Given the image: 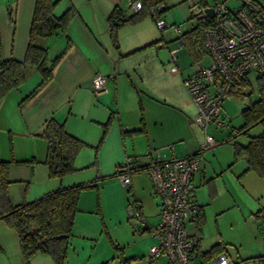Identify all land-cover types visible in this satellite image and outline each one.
Here are the masks:
<instances>
[{
    "label": "crops",
    "instance_id": "0c3cea01",
    "mask_svg": "<svg viewBox=\"0 0 264 264\" xmlns=\"http://www.w3.org/2000/svg\"><path fill=\"white\" fill-rule=\"evenodd\" d=\"M33 5L34 0H0L1 59H23ZM115 7L121 8L127 15L133 13L127 6V0H57L53 9L54 16L58 17L67 9L73 11L66 34L57 33L36 39L38 45L46 48L48 59L60 56L52 69L50 79L20 105L21 99L41 80L37 69L28 67L23 83L1 99L0 159L7 160L12 156L15 160H32L25 164L13 163L10 166L8 193L12 203L39 198L61 186L95 180L85 179L81 175L84 168L88 170L91 166H96L97 173L106 177L114 166L116 170L117 166L122 168L121 164L130 159L135 166H144L155 156L167 159L176 155L172 151L166 157L161 156L160 152L166 148L170 149L173 146L171 142L176 137L173 130L164 128L160 112H156L158 102L148 101L158 100L157 96L164 93L166 86L171 85L178 89L180 77L183 80L181 70L179 66L168 62L169 73L165 78L154 75V70L158 69L156 68L158 63L155 61L158 54L156 49L161 46V40L150 14H145L135 23L123 24L113 38L107 17ZM181 44L182 41L179 40V45ZM202 55L206 56V53ZM147 56H151L152 59L149 63L144 60ZM206 59L207 56L204 60ZM95 74L105 77L104 89L98 94H94L91 88V79ZM185 88V95L190 96ZM135 103L144 110L141 119H134V112L130 113L131 117L125 119L123 111L129 112ZM189 105L185 100L180 103V108L186 110L185 115L195 123L193 114L196 112ZM50 118L63 123L70 134L84 142L83 147L97 148L96 154L87 152L86 156H83L80 150L74 160L75 170L60 178L50 177L48 174L45 163L48 143L39 135L45 121ZM207 126L200 127L204 131L201 145L205 141ZM189 152L197 153L194 149H190ZM138 171L135 168L130 171L129 188L145 186L151 193L148 175L145 174L147 179L142 185V175H138ZM155 198L158 211L159 201L156 196ZM80 202L81 194L78 207ZM80 210L82 211L79 207L74 218L70 244L76 235L83 232V225L78 229V221L81 220ZM140 210L143 215L142 205ZM203 214L205 216L204 208ZM196 217L197 212L193 218ZM146 224L150 225L147 221ZM189 231L200 233L202 229L195 226ZM140 233L141 236L152 237L145 228L140 227ZM215 244H220L223 251L239 264H254V257L264 255V252L244 253L246 250H241L245 246L242 241L238 242L240 247L228 248V244H233L228 239L221 238L208 242L201 235L196 258L211 259L215 253L206 258L203 253ZM151 245L152 243H149V247ZM38 255L41 254H35L26 263L19 250L16 231L5 221L0 220V264H37L36 261L40 260L46 263V257Z\"/></svg>",
    "mask_w": 264,
    "mask_h": 264
},
{
    "label": "rangeland",
    "instance_id": "374dc122",
    "mask_svg": "<svg viewBox=\"0 0 264 264\" xmlns=\"http://www.w3.org/2000/svg\"><path fill=\"white\" fill-rule=\"evenodd\" d=\"M213 1L207 0L208 4H212ZM256 1L264 5V0ZM223 3L227 6L238 4L237 0H224ZM165 4L168 10L162 17L167 21L168 26L159 30L154 23L161 46L156 49L158 54L155 61L158 63L156 67L158 69L153 73L155 76L165 78L169 73L168 62H170L179 66L183 77L193 70L196 60L203 61L206 58L201 54L200 40L195 33L198 19L191 13L190 0H166ZM173 26H178V31ZM193 29L195 31L192 32ZM189 31L192 32L191 38L182 35ZM182 37L185 40L179 45ZM172 48H175L174 59ZM144 60L149 63L152 59L151 56H147ZM255 74V71L249 74L253 88L250 98L246 95L230 93L223 101L221 116L226 129L217 127L213 122L208 124L205 133L212 136L216 144L198 153L200 170L193 180L195 198L205 210L200 236L202 235L208 242L221 238L228 239L233 243L228 244V248H238L240 247L238 242L242 241L245 246L243 245L241 250L252 254L264 252V217L261 216L264 210V177L254 171L246 170L245 160H233V143L245 144L251 136L262 132V126L259 124L249 128L246 133L238 131L243 121L240 111L257 95ZM183 86L185 87L180 77L178 89L169 85L165 87L164 93L157 96L158 100L146 99L151 103L158 102L156 112H160L164 128L173 130V135L176 137L172 140L173 146L170 149L159 151L162 157L168 156L172 151L176 155L192 154L189 152L190 149L198 152L201 148L204 131L189 120L190 117L185 115L186 110L180 108V103L186 100L190 104L189 107L197 111L191 96L185 95ZM249 90L250 87H246L244 92L247 93ZM126 103L125 101L124 105ZM133 112L134 119L139 120L144 110L135 103L129 112L123 111V117L128 119ZM189 116L193 117L192 114ZM81 151L83 156H86L87 152H92L94 155L97 148L83 147ZM118 170H121V166H117V170L114 166L108 176L102 177L97 173L96 166H91L88 170L84 168L81 175L85 179L95 180H89L93 181L91 182L93 185L81 192L79 207L82 211L79 212L81 220L78 221V229L83 225V232L73 238L64 264H100L104 261L118 264L121 258L126 257L130 258L131 264H164V257L152 261L146 258L149 243L153 245L156 240L153 236L149 238L147 235L141 236L139 223L131 216L129 210L131 203L139 202L142 205L144 218L154 226L159 222L157 200L145 186L139 188L123 186L118 174L112 175ZM138 172V175H142L141 183L144 185L147 173L145 169H140ZM197 225V220L193 218L192 221H187L186 228L190 230ZM40 254L38 256L46 257L47 261L46 263L43 260L36 261L37 264H52L48 254ZM196 260L199 262L202 258ZM202 261L211 264L210 258Z\"/></svg>",
    "mask_w": 264,
    "mask_h": 264
},
{
    "label": "trees",
    "instance_id": "16d2710c",
    "mask_svg": "<svg viewBox=\"0 0 264 264\" xmlns=\"http://www.w3.org/2000/svg\"><path fill=\"white\" fill-rule=\"evenodd\" d=\"M142 8L127 15L121 8L115 7L107 17L109 30L113 38L116 31L125 23H135L145 14H149V9L159 3L162 4L158 13L164 16L168 7L166 0H140ZM200 6L207 5V0H196ZM214 2V1H213ZM57 0H34L33 11L29 26L28 42L23 59L0 58V101L6 93L17 88L26 78L27 68L34 67L40 74L39 84L28 92L20 101L22 105L29 99L44 82L50 79L52 69L59 60L57 55L52 59L47 58V50L36 43L39 37H47L53 34H66L67 27L71 21L73 11L67 9L58 17L54 16L53 9ZM262 7L264 5L260 4ZM198 19V26L195 31L200 40L201 54L205 53L202 44V28L207 20ZM192 32L182 33L191 38ZM185 40L183 37L180 39ZM250 72L234 79L228 94L234 93L239 96H249L253 92ZM256 98L249 101L240 113L242 125L240 130L244 133L255 125L262 126V132L253 135L248 142L241 144L233 143V160L243 159L246 162V170L254 171L264 177V72L255 74ZM250 87L249 92L244 89ZM238 133V132H237ZM47 140L48 148L45 163L48 167L50 177L60 178L75 170L74 160L81 148L83 141L70 134L63 123L57 122L54 118L45 121L39 133ZM204 150L201 145L200 151ZM32 160H15L12 156L7 160L0 159V220L13 228L19 240V250L26 263L37 253H45L50 256L52 264H64L67 258L68 248L73 236V223L76 213L79 211L78 201L83 189L92 186L91 182H81L69 186H61L53 191L45 193L39 198L22 202L12 203L8 193L9 169L13 163L25 164ZM148 164V163H147ZM144 166H135L132 159L123 164L121 171L128 166L129 174L132 169H145ZM120 170L114 172L117 175ZM195 186V185H194ZM129 188V187H128ZM198 204V203H197ZM203 207L198 204L197 217L198 229L203 220ZM200 234V233H199ZM201 237V236H200ZM198 242L195 247V252ZM223 248L220 244L213 245L203 256L209 257L219 252ZM264 259V255L256 256L253 260ZM130 258H121L118 264H131ZM100 264H112L111 261H104Z\"/></svg>",
    "mask_w": 264,
    "mask_h": 264
},
{
    "label": "built area",
    "instance_id": "2783aa9c",
    "mask_svg": "<svg viewBox=\"0 0 264 264\" xmlns=\"http://www.w3.org/2000/svg\"><path fill=\"white\" fill-rule=\"evenodd\" d=\"M223 1L214 0L212 4L200 6L196 0H190L192 15L208 22L201 31L207 59L197 60L193 70L183 76V83L196 105L195 124L205 128L213 122L225 130L221 105L228 98L234 79L246 72H264V7L256 0H237L235 6H227ZM127 6L137 11L142 8V3L127 0ZM161 7L159 3L149 9L159 30L168 26L158 13ZM175 29L178 31V26ZM104 86L105 77L95 74L91 79L92 92L98 94ZM215 144L216 141L206 134L203 148ZM125 167L118 173V179L128 188L130 175L128 166ZM145 170L151 181V193L159 201V222L147 226L137 201L130 204L129 210L140 227L156 240L149 247L146 258L152 261L164 256L166 264H208L196 260L199 232H190L186 228L187 221L193 219L198 210L193 180L200 170L199 155H172L167 159L155 156ZM261 216L264 217V210ZM210 261L212 264H239L224 251L215 254ZM254 264H264V259L254 260Z\"/></svg>",
    "mask_w": 264,
    "mask_h": 264
}]
</instances>
